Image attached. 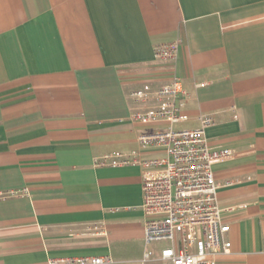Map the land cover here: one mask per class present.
I'll use <instances>...</instances> for the list:
<instances>
[{"label": "crops", "instance_id": "0c3cea01", "mask_svg": "<svg viewBox=\"0 0 264 264\" xmlns=\"http://www.w3.org/2000/svg\"><path fill=\"white\" fill-rule=\"evenodd\" d=\"M178 38L175 61L156 59ZM174 74L179 128L211 115L210 145L236 152L214 167L220 205L236 208L216 264H264V0H0V192L26 190L0 198V264H172L145 241L140 167L93 159L160 126L132 119V92Z\"/></svg>", "mask_w": 264, "mask_h": 264}, {"label": "built area", "instance_id": "2783aa9c", "mask_svg": "<svg viewBox=\"0 0 264 264\" xmlns=\"http://www.w3.org/2000/svg\"><path fill=\"white\" fill-rule=\"evenodd\" d=\"M181 39L156 47L155 57L175 61ZM206 83H198L205 86ZM143 108L132 115L142 124L160 125L154 131L138 137L139 148L128 152L115 151L93 159L95 167L136 165L141 169L142 209L145 216L146 243L165 242L160 258L172 264H216L220 255L230 253L232 243L227 239L230 225L224 214L236 208L220 205V184L215 165L232 159L231 148H214L205 130L214 124L211 115L199 117L197 128H177L186 121L188 92L182 79L174 74L168 83L153 88L146 83L132 92ZM155 148L159 154L146 155ZM22 190L0 192V198L22 195ZM149 253L145 254V258ZM104 257H68L51 259L49 264H104Z\"/></svg>", "mask_w": 264, "mask_h": 264}, {"label": "rangeland", "instance_id": "374dc122", "mask_svg": "<svg viewBox=\"0 0 264 264\" xmlns=\"http://www.w3.org/2000/svg\"><path fill=\"white\" fill-rule=\"evenodd\" d=\"M177 128L180 126V125H175Z\"/></svg>", "mask_w": 264, "mask_h": 264}]
</instances>
